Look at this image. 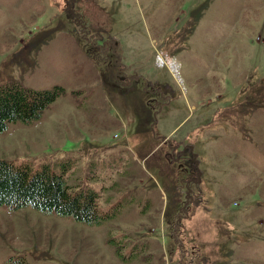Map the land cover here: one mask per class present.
<instances>
[{
    "label": "rangeland",
    "instance_id": "374dc122",
    "mask_svg": "<svg viewBox=\"0 0 264 264\" xmlns=\"http://www.w3.org/2000/svg\"><path fill=\"white\" fill-rule=\"evenodd\" d=\"M10 82L65 92L0 159L73 160L118 214L0 207V264H264V0H0Z\"/></svg>",
    "mask_w": 264,
    "mask_h": 264
},
{
    "label": "trees",
    "instance_id": "16d2710c",
    "mask_svg": "<svg viewBox=\"0 0 264 264\" xmlns=\"http://www.w3.org/2000/svg\"><path fill=\"white\" fill-rule=\"evenodd\" d=\"M62 86L35 90L16 82L0 85V133L9 123H32L40 119L44 111L64 93ZM62 163L31 161L16 163L0 159V207L18 210L29 207L41 214L71 218L89 226H99L118 214V208L103 210L99 206V190L89 186H73L70 169L73 160ZM61 162V161H60ZM116 256L125 259L117 246Z\"/></svg>",
    "mask_w": 264,
    "mask_h": 264
}]
</instances>
